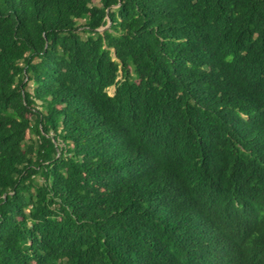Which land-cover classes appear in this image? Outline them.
I'll return each instance as SVG.
<instances>
[{
    "label": "trees",
    "instance_id": "trees-1",
    "mask_svg": "<svg viewBox=\"0 0 264 264\" xmlns=\"http://www.w3.org/2000/svg\"><path fill=\"white\" fill-rule=\"evenodd\" d=\"M0 264H264V0H0Z\"/></svg>",
    "mask_w": 264,
    "mask_h": 264
},
{
    "label": "rangeland",
    "instance_id": "rangeland-1",
    "mask_svg": "<svg viewBox=\"0 0 264 264\" xmlns=\"http://www.w3.org/2000/svg\"><path fill=\"white\" fill-rule=\"evenodd\" d=\"M85 22H86V20H85L84 18L79 19V20H78V25H82V24H84ZM80 29H82V28H80ZM100 30H103V28L100 29ZM115 89H116V86H115V85H112V86L108 87L107 90H108V93H109V94L113 95L114 92H115ZM36 182L39 184V183L41 182V178H40V177H36Z\"/></svg>",
    "mask_w": 264,
    "mask_h": 264
}]
</instances>
